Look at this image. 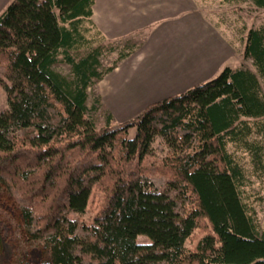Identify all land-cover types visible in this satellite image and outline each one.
I'll return each mask as SVG.
<instances>
[{
	"label": "trees",
	"instance_id": "1",
	"mask_svg": "<svg viewBox=\"0 0 264 264\" xmlns=\"http://www.w3.org/2000/svg\"><path fill=\"white\" fill-rule=\"evenodd\" d=\"M224 1L264 10V0ZM93 4L10 0L0 11V184L28 242L45 249L44 264H264V234L228 151L238 145L255 169L263 165L264 147L250 138L264 135V23L243 38L256 72L224 67L127 121L106 111L97 126L87 116L89 90L136 42L106 38L91 21ZM119 43L128 50L103 68ZM156 136L168 148L163 157L152 156ZM95 187L102 199L88 221Z\"/></svg>",
	"mask_w": 264,
	"mask_h": 264
},
{
	"label": "crops",
	"instance_id": "2",
	"mask_svg": "<svg viewBox=\"0 0 264 264\" xmlns=\"http://www.w3.org/2000/svg\"><path fill=\"white\" fill-rule=\"evenodd\" d=\"M91 21L108 39L142 34L133 53L95 83L119 123L206 82L234 55L194 0H94Z\"/></svg>",
	"mask_w": 264,
	"mask_h": 264
},
{
	"label": "rangeland",
	"instance_id": "3",
	"mask_svg": "<svg viewBox=\"0 0 264 264\" xmlns=\"http://www.w3.org/2000/svg\"><path fill=\"white\" fill-rule=\"evenodd\" d=\"M194 2L197 10L221 33L233 48V58L225 62L217 72L219 73L224 67L232 69L242 68L256 72L252 60L243 56L245 46L243 38L249 28H255L264 23V10H252L248 7V3L229 4L224 0H194ZM5 6H0V10H3ZM91 34H94L93 29H91ZM131 37L137 44L142 38V34ZM127 50V47L119 43L115 52L107 53L102 58L103 68L110 67L116 60L118 53L126 52ZM54 68L67 76L70 74V66L67 64L58 63L54 65ZM97 98L99 99L98 93L93 87L89 90L87 102L89 111L87 116L93 119L97 126H102L108 109L102 106L100 101H96ZM0 108H7L6 91L1 85ZM114 121L117 122L116 120ZM250 140L258 142L264 147L263 134L255 132ZM150 150L152 156L157 158L163 157L168 148L164 145L162 138L156 136L150 145ZM228 151L244 172L246 179L241 196L253 208L259 232L264 234V148L262 151L263 165L260 169L254 168L250 154L242 147L229 144ZM101 199V190L97 187L93 188L86 213L83 215L86 220L90 221L98 212ZM71 216L77 217L78 215L71 214ZM201 235V230L197 229L194 235L187 240L186 245L192 246ZM28 239L29 236L24 231L23 218L17 203L0 184V264H44L46 261L45 249L42 246L31 245ZM137 242L139 244H149L148 239L141 235L137 237Z\"/></svg>",
	"mask_w": 264,
	"mask_h": 264
}]
</instances>
